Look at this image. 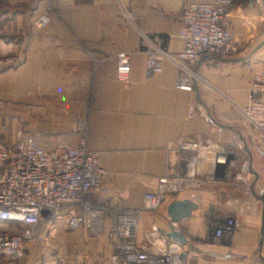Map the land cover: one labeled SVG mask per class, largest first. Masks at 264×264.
Here are the masks:
<instances>
[{
    "label": "crops",
    "instance_id": "crops-1",
    "mask_svg": "<svg viewBox=\"0 0 264 264\" xmlns=\"http://www.w3.org/2000/svg\"><path fill=\"white\" fill-rule=\"evenodd\" d=\"M194 2L214 0H0V139L11 144L22 130L46 149L75 146L74 123L83 121L86 148L104 170L105 198L124 209L141 207L145 193L157 192L180 140L228 146L232 139L253 172L231 181L236 172L228 171L224 180L167 192L156 212L143 213L136 242L155 253L172 223L169 203L189 199L197 208L175 226L188 240L181 246L200 254L189 250L193 264H264V204L257 198L264 192V144L247 140L251 130L241 114L252 71L264 64V0L234 1L228 21L236 53L202 56L193 66V89L180 90V69L169 60L147 74L146 38L179 53L181 14ZM41 14L50 21L38 29L33 20ZM119 51L129 53L124 82L116 78ZM73 211L68 205L43 215L20 264H115L108 223L100 231L72 230ZM224 216L239 225L222 243H206L210 223ZM0 264H9L2 254Z\"/></svg>",
    "mask_w": 264,
    "mask_h": 264
},
{
    "label": "built area",
    "instance_id": "built-area-1",
    "mask_svg": "<svg viewBox=\"0 0 264 264\" xmlns=\"http://www.w3.org/2000/svg\"><path fill=\"white\" fill-rule=\"evenodd\" d=\"M234 1L194 2L184 8L179 28L184 47L176 55L146 38L147 74L160 72L163 61L169 60L180 69L175 87L192 90L197 76L193 66L202 56L232 57L237 48L228 16ZM49 21L47 14H41L34 18L33 25L44 28ZM115 57L116 78L124 82L130 72L129 53L119 51ZM247 98V105L241 109L251 130L247 140L264 144V64L252 71ZM75 130L78 144L61 149H46L22 130L16 132L11 144L0 141V254L9 264H20L27 246L36 239L41 217L54 216L62 206L72 205L74 211L67 219L70 229L86 226L100 231L108 223L110 260L115 264H193L187 249L166 232L159 234L163 244L155 253L140 248L136 238L142 215L156 212L167 192L197 189L224 180L226 168L238 152L234 141L230 139L229 145L223 146L209 138L180 140L176 147L178 159L168 167L157 192L145 193L141 207L124 209L112 206L105 198L104 170L97 154L86 148L84 122L77 121ZM248 171L249 161L245 160L227 180H243ZM238 225L237 218L230 216L214 220L210 223L212 242L218 244L228 238ZM172 229L178 230L174 223H170Z\"/></svg>",
    "mask_w": 264,
    "mask_h": 264
},
{
    "label": "water",
    "instance_id": "water-1",
    "mask_svg": "<svg viewBox=\"0 0 264 264\" xmlns=\"http://www.w3.org/2000/svg\"><path fill=\"white\" fill-rule=\"evenodd\" d=\"M210 58L214 59H222L216 56H209ZM245 147L247 148L246 144ZM249 171L253 172L251 169V162H249ZM254 184L251 186V189L253 190ZM263 204H264V192L259 194L257 196ZM197 208V205L192 202L189 199H183V200H173L172 202L169 203L167 207V213L170 216V219L172 223L176 224L180 222L181 220L188 219L192 216V211ZM167 236L172 240L177 242L179 245H184L187 243V238L184 236L182 232L179 230H169L166 232ZM264 237V230H263V225L261 227V235H260V240L259 243H262Z\"/></svg>",
    "mask_w": 264,
    "mask_h": 264
},
{
    "label": "rangeland",
    "instance_id": "rangeland-1",
    "mask_svg": "<svg viewBox=\"0 0 264 264\" xmlns=\"http://www.w3.org/2000/svg\"><path fill=\"white\" fill-rule=\"evenodd\" d=\"M35 27V26H34ZM35 28H37V27H35ZM45 28V27H44ZM38 29H42V28H38ZM198 79V75L196 76V80ZM77 122V121H76ZM76 122L74 123V130H75V125H76ZM75 132H76V130H75ZM77 133V132H76ZM78 134V133H77ZM0 141H2L1 139H0ZM3 142V141H2ZM245 160H247L248 161V158L246 157V156H244L243 154H241L240 155V153L237 155L236 154V157H234V158H232V160L230 161V163H229V166L226 168V170H228V171H230V172H238L239 171V168H240V165H241V163H243ZM211 228H209L208 229V231H207V234H206V238H205V241H206V243H209V244H215V243H213L212 242V239H211V236H210V234H211ZM226 239H224L223 241H225ZM223 241H221L220 243H222ZM220 243H218V244H220ZM192 244H195V243H191L190 244V246L192 245ZM215 245H217V244H215ZM189 250H190V252H193V253H197L198 254V252H196L195 250H193V248H189L187 251H188V254H189V258H190V253H189ZM198 255H200V254H198ZM192 258V257H191ZM192 263H194L193 261V258H192Z\"/></svg>",
    "mask_w": 264,
    "mask_h": 264
}]
</instances>
